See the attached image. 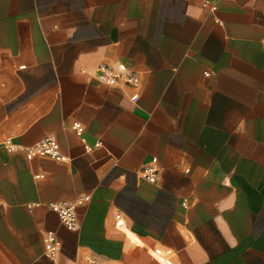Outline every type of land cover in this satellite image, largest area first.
Wrapping results in <instances>:
<instances>
[{"label": "crops", "instance_id": "obj_1", "mask_svg": "<svg viewBox=\"0 0 264 264\" xmlns=\"http://www.w3.org/2000/svg\"><path fill=\"white\" fill-rule=\"evenodd\" d=\"M48 133L67 160L3 143ZM84 193L70 230L47 202ZM151 250L264 264V0H0V264H163Z\"/></svg>", "mask_w": 264, "mask_h": 264}, {"label": "built area", "instance_id": "obj_2", "mask_svg": "<svg viewBox=\"0 0 264 264\" xmlns=\"http://www.w3.org/2000/svg\"><path fill=\"white\" fill-rule=\"evenodd\" d=\"M212 9L215 8L213 5ZM221 24L220 20H217ZM97 74L99 78L106 82L121 81L127 84L138 85L139 79L137 73L131 68L124 64H107L100 63L96 66ZM72 128L77 134H81L84 130V125L80 121H74L72 123ZM3 143L9 151H15L17 149L24 150L27 157H32L38 154H44L56 160H67L68 155L61 153L59 149V144L57 142L56 136L53 133H48L41 136L35 142L27 145L16 144L11 137H6ZM100 141L96 140L93 144H84V149L86 151H91L94 147L100 145ZM143 176L150 182H155L158 179V167L153 164L144 165L141 169ZM39 176V175H38ZM89 200V194H80L73 200L60 199V200H50L47 202L49 208L54 210L60 221L70 230H77L79 227V222L77 218V213L75 206L79 203H84ZM40 203L37 201L26 202L28 208L38 206ZM114 224L118 227L123 225V218L119 212L114 213ZM46 242L47 248L45 249V255L48 257L55 256L60 250V241L56 237L53 230L46 231Z\"/></svg>", "mask_w": 264, "mask_h": 264}, {"label": "bare ground", "instance_id": "obj_3", "mask_svg": "<svg viewBox=\"0 0 264 264\" xmlns=\"http://www.w3.org/2000/svg\"><path fill=\"white\" fill-rule=\"evenodd\" d=\"M129 234L139 240L132 232H129ZM152 254L160 261L162 262L163 264H170V262L161 254L159 253L158 251H155V250H151Z\"/></svg>", "mask_w": 264, "mask_h": 264}]
</instances>
